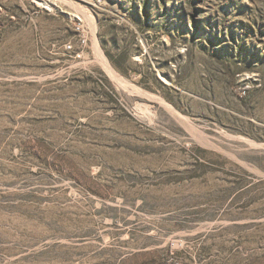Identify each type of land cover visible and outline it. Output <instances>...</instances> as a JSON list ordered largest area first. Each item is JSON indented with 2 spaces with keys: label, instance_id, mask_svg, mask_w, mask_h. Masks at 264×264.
I'll return each mask as SVG.
<instances>
[{
  "label": "rangeland",
  "instance_id": "374dc122",
  "mask_svg": "<svg viewBox=\"0 0 264 264\" xmlns=\"http://www.w3.org/2000/svg\"><path fill=\"white\" fill-rule=\"evenodd\" d=\"M0 264H264V0H0Z\"/></svg>",
  "mask_w": 264,
  "mask_h": 264
},
{
  "label": "bare ground",
  "instance_id": "6f19581e",
  "mask_svg": "<svg viewBox=\"0 0 264 264\" xmlns=\"http://www.w3.org/2000/svg\"><path fill=\"white\" fill-rule=\"evenodd\" d=\"M121 80V79H120Z\"/></svg>",
  "mask_w": 264,
  "mask_h": 264
}]
</instances>
